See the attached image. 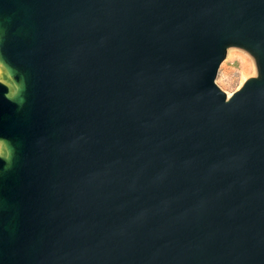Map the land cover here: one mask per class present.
<instances>
[{
	"label": "water",
	"instance_id": "95a60500",
	"mask_svg": "<svg viewBox=\"0 0 264 264\" xmlns=\"http://www.w3.org/2000/svg\"><path fill=\"white\" fill-rule=\"evenodd\" d=\"M0 63V264H264V0H0Z\"/></svg>",
	"mask_w": 264,
	"mask_h": 264
},
{
	"label": "rangeland",
	"instance_id": "374dc122",
	"mask_svg": "<svg viewBox=\"0 0 264 264\" xmlns=\"http://www.w3.org/2000/svg\"><path fill=\"white\" fill-rule=\"evenodd\" d=\"M255 71L251 56L240 49H233L222 63L216 82L231 94L240 87L245 78L254 74Z\"/></svg>",
	"mask_w": 264,
	"mask_h": 264
},
{
	"label": "clouds",
	"instance_id": "9594fccd",
	"mask_svg": "<svg viewBox=\"0 0 264 264\" xmlns=\"http://www.w3.org/2000/svg\"><path fill=\"white\" fill-rule=\"evenodd\" d=\"M4 69V65L0 63V72H2ZM18 93L13 96H9L8 98L13 100L14 102L22 105L23 104V97L19 96L17 98ZM7 145V148H4V146ZM12 152L13 149L11 148V145L9 144L8 141L0 139V158L5 160V165L7 168H10L12 166Z\"/></svg>",
	"mask_w": 264,
	"mask_h": 264
}]
</instances>
